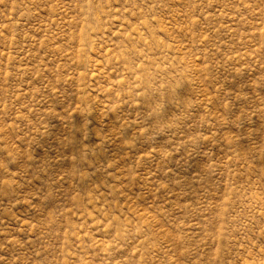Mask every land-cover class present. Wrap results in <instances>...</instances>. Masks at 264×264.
<instances>
[{
	"label": "rangeland",
	"instance_id": "rangeland-1",
	"mask_svg": "<svg viewBox=\"0 0 264 264\" xmlns=\"http://www.w3.org/2000/svg\"><path fill=\"white\" fill-rule=\"evenodd\" d=\"M0 264H264V0H0Z\"/></svg>",
	"mask_w": 264,
	"mask_h": 264
}]
</instances>
